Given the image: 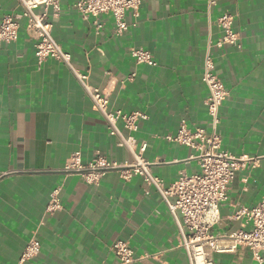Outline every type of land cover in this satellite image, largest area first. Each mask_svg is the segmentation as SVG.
<instances>
[{
	"label": "crops",
	"instance_id": "crops-1",
	"mask_svg": "<svg viewBox=\"0 0 264 264\" xmlns=\"http://www.w3.org/2000/svg\"><path fill=\"white\" fill-rule=\"evenodd\" d=\"M207 1L142 0L139 18L127 11L130 27L123 35L115 33L110 13L99 17L100 27L93 16L83 18L77 0H61L52 18L53 35L74 65L110 92L109 107L148 115L134 135L138 144L147 143L143 156L166 183L200 170L193 148L165 136L175 135L182 119L190 128L208 126L204 56L209 39L216 42L222 30L210 27ZM216 1L211 19L231 12L240 35L237 45L213 50L229 91L221 106L222 147L258 157L254 167L237 172L211 228L227 235L247 227L244 218L233 217L238 208L264 199V0ZM20 11L18 0H0V23ZM132 48L153 52L157 65L136 62ZM118 125L128 133L122 121ZM97 150L119 162L133 160L69 66L50 57L38 61L23 19L17 40L0 42V173L7 172L0 177V264H18L33 237L41 249L32 264H118L112 245L119 238L135 250V264H189L177 219L141 176L125 180L110 170L93 184L64 170L73 153L86 163ZM56 187L63 208L49 213ZM213 260L260 264L246 246L214 253Z\"/></svg>",
	"mask_w": 264,
	"mask_h": 264
},
{
	"label": "built area",
	"instance_id": "built-area-1",
	"mask_svg": "<svg viewBox=\"0 0 264 264\" xmlns=\"http://www.w3.org/2000/svg\"><path fill=\"white\" fill-rule=\"evenodd\" d=\"M21 11L6 14L0 23V42L12 43L18 38L21 21L26 19V29L35 41L36 55L39 62L46 58H54L64 62L76 75L86 94L93 100L104 116L109 134L118 138V145L128 149L133 160L119 162L110 159L104 152L97 150L95 156L88 162L82 161L80 152L73 153L67 160L64 170L67 173L80 174L88 183L97 184L110 170H116L120 176L129 180L135 175L141 176L145 182L155 188L168 210L177 219L180 229V244L185 249L189 264H215L214 253L235 252L240 246L248 247L255 259L264 264V199L253 206H241L233 217L245 219L247 227H242L227 235H215L211 228L221 218L220 206L229 197L230 184L240 169L254 167L258 157L248 154L236 155L222 147L220 132L221 106L229 95L223 80L216 72L214 47L224 44L237 45L240 35L233 28L234 15L224 12L215 21L211 19L212 8L216 0L207 1V13L210 27L217 24L222 30L221 37L213 42L209 39L203 63L202 80L209 89L205 101L209 115L208 126L190 128L182 119L175 135H166L168 140L193 148L200 164V170L193 174L181 173L173 182L166 183L165 179L153 172V165L144 158L147 143L138 144L134 135L139 129L140 119L148 115L141 111L124 112L121 109H111L110 92L89 82V73L77 68L71 54L66 52L53 35L52 18H57L61 11V0H18ZM142 0H77L75 8L83 18H95L100 27L99 17L110 13L115 20V33L123 35L130 27L126 19L128 10L139 18ZM136 26L137 23L131 24ZM132 56L138 63L156 66L157 60L148 49L132 48ZM136 73L128 76L134 79ZM122 121L128 133H124L118 122ZM7 172L0 173V177ZM63 208L60 187L54 188L46 211L54 213ZM41 244L36 237L31 238L24 248L18 264H32L38 255ZM112 249L118 258V264H135L137 256L129 241L117 239Z\"/></svg>",
	"mask_w": 264,
	"mask_h": 264
}]
</instances>
